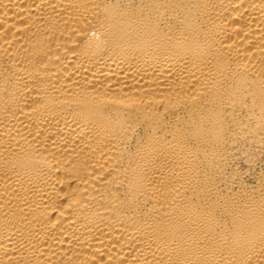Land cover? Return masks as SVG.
Here are the masks:
<instances>
[{"label":"bare ground","instance_id":"bare-ground-1","mask_svg":"<svg viewBox=\"0 0 264 264\" xmlns=\"http://www.w3.org/2000/svg\"><path fill=\"white\" fill-rule=\"evenodd\" d=\"M0 264H264V0H0Z\"/></svg>","mask_w":264,"mask_h":264}]
</instances>
